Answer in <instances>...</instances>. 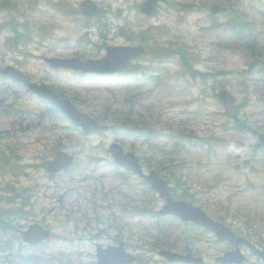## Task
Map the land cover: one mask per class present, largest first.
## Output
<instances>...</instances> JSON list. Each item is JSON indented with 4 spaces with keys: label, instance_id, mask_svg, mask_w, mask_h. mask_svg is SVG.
<instances>
[{
    "label": "rangeland",
    "instance_id": "374dc122",
    "mask_svg": "<svg viewBox=\"0 0 264 264\" xmlns=\"http://www.w3.org/2000/svg\"><path fill=\"white\" fill-rule=\"evenodd\" d=\"M83 1L11 0L13 6L0 8V66L13 65L36 82L60 90L107 126L103 133L87 136L26 87L0 77V148L21 166L16 174L3 172L0 194L11 195L3 188L12 183L15 190L30 196L27 209L33 211L13 221L14 231L0 227V264H31L21 256L37 255L56 259V264H98L96 243L108 247L120 241L143 256L145 264H168L158 252L167 248L169 240H177L174 251L191 252L208 261L232 248L215 234L178 218L134 214L136 206L154 201L158 210L164 202L139 176L114 164L107 152L111 143L139 156L146 172L156 170L147 160L152 164L164 160L167 169L162 174L171 176L172 187L182 186L177 200L188 201L213 218L225 216L222 221L239 236L248 233L264 247V152L253 154L259 135L264 134V63L250 69L254 57L248 47L256 46V55L264 62V0H173L205 9L184 12L160 2L152 15H143L137 8L144 0H93L102 8L98 22L104 36L85 19ZM236 11L250 22L241 39L231 30ZM115 12L121 18H115ZM10 21L16 22L19 32ZM158 26V32L149 29L156 33V42L186 50L197 57L195 68L216 77L204 81L184 75L178 55L164 63L152 62V54L135 60L148 76L161 79L127 84L111 78L81 80L78 73L46 62L47 57L100 58L108 46L137 44L144 30ZM118 28H127V34L118 35ZM15 33L24 36L18 49L10 43ZM222 89L235 96L236 105L243 104L242 124L232 116L235 111L218 100L216 94ZM135 94V111L140 110L164 135L154 139L146 131L124 134L112 128V111L124 108L125 97ZM106 104L111 109L105 114ZM184 129L208 138L205 147L191 146L179 157L154 152L157 145L170 150L172 134ZM217 144L213 149L211 145ZM58 150L72 154L76 161L64 172L48 174L42 164ZM15 206L19 204L10 205ZM35 223L47 225L53 237L42 248L30 249L20 233ZM5 238L13 241V249L4 248ZM243 251L244 264H264L248 249Z\"/></svg>",
    "mask_w": 264,
    "mask_h": 264
},
{
    "label": "water",
    "instance_id": "95a60500",
    "mask_svg": "<svg viewBox=\"0 0 264 264\" xmlns=\"http://www.w3.org/2000/svg\"><path fill=\"white\" fill-rule=\"evenodd\" d=\"M156 3L157 0H146L142 4V12L151 14ZM82 11L84 15L92 17L99 13V7L94 1L85 0L82 3ZM145 51L146 49L142 45L118 46L109 47L107 54L101 59L82 60L79 58L51 57L47 61L55 68L75 69L97 74H111L126 66L131 59L137 58L145 53ZM0 74L5 77H10L16 82L23 83L40 98L54 104L73 121L75 126L82 127L85 133L95 134L101 131V127L96 119L80 111L70 100L59 97V95L51 91L47 86L33 81L30 75L25 74L16 67H0ZM218 97L224 105L235 101V97L226 90L219 92ZM108 153L115 158L116 165L125 167L140 175L166 201L163 208L159 211L161 215H174L181 218L184 222H193L197 226L215 233L221 241L229 242L235 246L234 250H229L224 255L219 256L214 264H242L246 257L241 250V246H247L252 253L264 261V248L258 247L244 237L237 236L222 221L211 218L201 208L187 201L175 200L167 181L154 170L149 174H145L140 159L133 152H126L120 144L113 143L109 146ZM73 162L74 156L60 150L53 159L45 161L43 166L47 172L54 174L69 168ZM50 237V231L40 224H34L23 232L24 240L33 246L39 245L42 241ZM159 254L172 263L210 264L201 257L187 256L169 250H161ZM97 256L99 258V264H132L137 260L135 255L127 251L124 241H121L118 246L109 247H104L98 243Z\"/></svg>",
    "mask_w": 264,
    "mask_h": 264
},
{
    "label": "trees",
    "instance_id": "16d2710c",
    "mask_svg": "<svg viewBox=\"0 0 264 264\" xmlns=\"http://www.w3.org/2000/svg\"><path fill=\"white\" fill-rule=\"evenodd\" d=\"M168 4H170L172 8H175L178 10L183 9L184 12L203 11L205 9L202 6H197L191 3L183 4V7L178 6L174 2L171 3L170 1L168 2ZM6 6H12L9 0H4L0 8L6 7ZM245 16L246 15H244L243 12L238 13L237 11L231 16L232 17L231 30L234 36L238 39L243 38L245 31L250 27L249 26L250 22L248 18H246ZM9 25L10 26L12 25L14 30H17V32H19L18 26L17 25L15 26V24L12 21L9 23ZM21 25H27V24H21ZM149 29H152V28H149ZM149 29L142 32V36H144L142 42L146 43L148 46L147 54L144 56V58L148 57L147 56L148 54H152L151 55L152 62L164 63L165 61H168L169 59L178 55L180 58L181 67L183 69L184 75H187L195 79L198 77H201L204 81L207 79L208 76L216 77V74L203 73L197 68H195L197 57H194V58L190 57V54L186 50L181 49V48L174 49L172 47L166 46L164 44H159L158 42H156L155 34L153 35V32ZM22 39H23V36H22ZM151 41L153 42L152 45L150 44ZM18 42H19L18 38H14L10 41V43L13 46L18 45ZM248 47L252 48L251 52L254 57L253 62L250 64V69H253L257 65L264 63L263 60L259 56L256 55V53L258 52V48L254 45H248ZM121 73H123L122 75L125 76L122 82L126 84L130 83L131 80L138 82L142 79H153V80L161 79V76H154V75L148 76L145 71L141 70L139 64H130L127 68L123 69ZM220 73H225V72H220ZM145 75H146L145 78L140 77V76H145ZM214 87L215 85L213 86V88ZM55 91L58 92L61 96H64L60 90H55ZM137 97H138L137 94L133 96H126L125 100L123 101L125 103V107L115 108L112 111L113 113L112 116L110 118L107 117L104 120L109 118L113 122L112 128L120 133L130 134L137 130L141 134L146 131L151 136V138H154V139L159 138L161 135H163L162 131L158 130L157 128L154 127V125L149 123V121L145 118V116L142 115V112L140 110L135 111L134 106L136 103H138V100L136 99ZM242 107H243V104H240V105L234 104L230 106V109H232V112L235 111L233 112L232 116L235 118V120H237L236 122L240 124H242V121L239 120V114H240ZM51 109L55 111L54 107H52ZM110 109H111V106L109 104H106L104 107L105 114ZM8 112L12 113V110H9ZM123 119L125 120L123 121ZM102 128L103 130L107 129V126L103 125ZM174 134H176V137L175 139L174 137L172 138L173 146L170 150H167L165 147H161L157 145V148L154 150V152L161 151V152H164V155L169 154V155H174V156L179 157V156H182L183 154L188 153L190 151L189 147L191 146L192 147H205L204 146L205 144L203 141L208 139L205 137H201L197 135L195 132L188 131L186 129L180 130L179 132L174 133ZM218 147H219V144L215 145L214 148L217 149ZM254 149L255 151L253 152V154H256L260 150H264V134L263 133L259 135L258 144L254 146ZM12 156L13 155L11 154L10 155L7 154L5 148H0V176H3L4 171H9L12 174L18 173L17 171L19 170V168H21V166L12 162V158H13ZM146 163L150 168L155 167L160 173L166 171L167 169L166 163L164 160H159L157 163H153V164L149 163L147 160ZM25 166L26 164H23L22 167H25ZM167 174L168 173L164 174V176L169 180V182H171L172 178L171 176L170 177L168 176L169 174L168 175ZM6 184L7 185L3 189L10 190L12 194L11 195L0 194V227H2L5 230L14 231V226L12 225L13 221L18 218L20 219L27 218L29 214L33 213V211L27 209V207L30 204V201H29L30 196L26 195L24 192L15 190L12 183L7 182ZM178 187L181 188L182 186L178 184V186H175L172 188L175 195L177 193ZM26 189L27 188H25L24 191ZM183 189L185 190L186 193H188L185 187ZM15 204H19V206L10 207V205H15ZM146 206L149 208H147ZM134 211H135L134 214L136 215H140V214L142 215L150 214L151 216L158 215L154 207V201L146 202L145 206H136ZM217 218L221 220L226 219L225 216H221V215L220 216L218 215ZM246 225L247 227H251L250 224L248 223ZM245 237L251 238V235L247 233L245 234ZM167 242H169L167 243V246L171 250L174 248L175 245H177V240H173V241L169 240ZM2 244L4 245L5 249L14 248L12 240L5 238ZM129 246H131V244H129ZM26 259L28 261H31L32 264H55V260L53 259L52 260H45L41 258L34 259L33 257H28V256L26 257ZM140 261L143 264L146 263L144 261L143 256L140 257Z\"/></svg>",
    "mask_w": 264,
    "mask_h": 264
},
{
    "label": "flooded vegetation",
    "instance_id": "af4514ba",
    "mask_svg": "<svg viewBox=\"0 0 264 264\" xmlns=\"http://www.w3.org/2000/svg\"><path fill=\"white\" fill-rule=\"evenodd\" d=\"M100 9L102 10L101 7H100ZM114 16H115V18H121V16L119 17V15H118L117 12H115ZM99 17H100V16H99ZM99 17H95V18L89 19V21L92 22V23H94V24L96 25V26H94V27H96L98 30H100V31H101V35L104 36V30H103L104 28H103V26L98 22V18H99ZM117 34H118V35H122V30L118 28V30H117Z\"/></svg>",
    "mask_w": 264,
    "mask_h": 264
}]
</instances>
